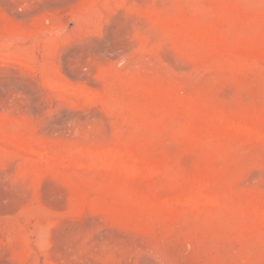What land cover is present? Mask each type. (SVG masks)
<instances>
[{
  "label": "rangeland",
  "instance_id": "obj_1",
  "mask_svg": "<svg viewBox=\"0 0 264 264\" xmlns=\"http://www.w3.org/2000/svg\"><path fill=\"white\" fill-rule=\"evenodd\" d=\"M0 264H264V0H0Z\"/></svg>",
  "mask_w": 264,
  "mask_h": 264
}]
</instances>
